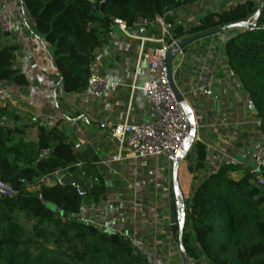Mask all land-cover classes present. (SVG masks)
Returning a JSON list of instances; mask_svg holds the SVG:
<instances>
[{"label": "trees", "instance_id": "obj_1", "mask_svg": "<svg viewBox=\"0 0 264 264\" xmlns=\"http://www.w3.org/2000/svg\"><path fill=\"white\" fill-rule=\"evenodd\" d=\"M201 1L22 0L36 33L53 50L68 94L88 88L96 51L109 42L116 18L132 26L139 17L163 16L176 40L243 23L218 34L228 35L226 64L249 95L264 137V5L259 11L261 1L241 0L189 27L176 23L177 9ZM17 49L0 48V87L29 84L16 67ZM23 122L0 105V183L13 191H0V264H153L127 234L98 227L83 215L86 206L106 199V187L90 163H79L67 133L59 125ZM192 150L194 156L186 159L196 184L185 200L183 234L188 257L211 264H264V186L242 165L212 168L203 142L195 141ZM60 171L79 178L85 193L61 184ZM47 178L54 183L47 184ZM182 179L180 174V184Z\"/></svg>", "mask_w": 264, "mask_h": 264}, {"label": "crops", "instance_id": "obj_2", "mask_svg": "<svg viewBox=\"0 0 264 264\" xmlns=\"http://www.w3.org/2000/svg\"><path fill=\"white\" fill-rule=\"evenodd\" d=\"M237 1L241 0H204L179 8L173 15L176 23L189 27L205 14L230 8ZM0 12L13 13L19 20L15 33L0 34V48L8 44L18 47L15 64L29 81L23 87L3 85L8 97L0 105L13 111L23 123L59 125L70 138L79 163H90L102 176L107 197L96 207L86 206L85 217L98 227L127 234L153 264H180L176 237L169 225L168 195L175 159L141 158L128 148L121 150L113 130L119 123L135 122L149 113L142 92L133 90V86L148 79L149 73L148 61L140 56V40L115 26L109 42L96 51L92 72L110 78L118 86L99 96L88 89L68 94L63 91L53 50L36 33L22 0H0ZM131 33L156 37L160 29ZM227 40L228 35L215 34L188 45L174 58L173 76L195 110L194 142L208 146L210 166L218 168L233 162L252 169L261 136L259 119L250 106L249 95L226 64ZM210 84H215L220 94L219 108L211 95L204 94ZM189 154L194 156L192 147ZM188 164L185 157L179 175L187 177L192 194L196 181ZM46 183L52 185L54 181L47 178ZM195 262L211 264L203 257Z\"/></svg>", "mask_w": 264, "mask_h": 264}, {"label": "built area", "instance_id": "obj_3", "mask_svg": "<svg viewBox=\"0 0 264 264\" xmlns=\"http://www.w3.org/2000/svg\"><path fill=\"white\" fill-rule=\"evenodd\" d=\"M18 26L19 20L13 13L0 12L2 34H13ZM115 26L128 36L140 40V56L149 63L148 79L142 85L133 86V90L142 92L149 107L148 116L135 122L125 121L114 127V135L119 149L128 148L133 155L141 158L166 156L176 159L182 151L183 144L190 138L191 128L184 110L171 89L167 74V52L179 41L173 38L171 32L173 25L167 22L163 16H156L154 19L139 17L132 26H128L125 21L116 18L114 19ZM154 27L160 29V35L156 37L131 33V31H145ZM116 86H118L117 82L100 73L92 72L87 89L92 94L99 96ZM204 94L210 96L209 90H204ZM7 97V89L1 86L0 104ZM250 106L255 110L253 103ZM263 169L264 145L258 144L251 173L259 186H264ZM181 184L179 181L181 193L184 199H188L191 192L187 177H183ZM78 192L82 194L79 190Z\"/></svg>", "mask_w": 264, "mask_h": 264}, {"label": "water", "instance_id": "obj_4", "mask_svg": "<svg viewBox=\"0 0 264 264\" xmlns=\"http://www.w3.org/2000/svg\"><path fill=\"white\" fill-rule=\"evenodd\" d=\"M264 5V0L261 1L259 11H261ZM243 23L233 24V25H225L213 30L203 31L191 36H187L178 41V43L170 48L167 52L166 64H167V74L171 89L179 102L180 106L184 110L189 124H190V138L183 144L182 151L179 154V157L175 159V166L173 171V184L169 188V225L170 229L175 235H178V244L182 254V258L184 260V264H191L190 258L188 257L186 247L183 241L184 227H185V204L184 197L181 193V189L179 186V168L181 162L185 159L186 155L190 151L192 144L196 138L197 134V124L195 118V110L188 102L185 95L178 89L174 76H173V62L176 55L186 48L188 45L193 42L206 38L208 36L221 33L225 30L231 29L233 27H242ZM210 95L213 97L217 108L220 106V94L215 84H210L208 87ZM264 141L263 135L260 136L259 145H262ZM53 150V148H52ZM57 177L60 180V183L63 185H71L77 188L82 194L85 193V188L82 181L76 176L70 173H63L62 171L57 173ZM0 190L3 192H13L10 184H2L0 183Z\"/></svg>", "mask_w": 264, "mask_h": 264}, {"label": "rangeland", "instance_id": "obj_5", "mask_svg": "<svg viewBox=\"0 0 264 264\" xmlns=\"http://www.w3.org/2000/svg\"><path fill=\"white\" fill-rule=\"evenodd\" d=\"M256 2H260V1H262V0H255ZM176 243H177V250H178V253L180 254V260H179V262L181 261V263L180 264H184V260H183V258H182V254H181V251H180V248H179V244H178V235H176ZM191 260H192V262L193 263H191V264H196V262H195V260H193L192 258H191ZM191 260H190V262H191Z\"/></svg>", "mask_w": 264, "mask_h": 264}]
</instances>
